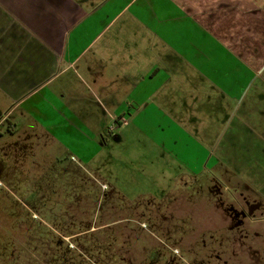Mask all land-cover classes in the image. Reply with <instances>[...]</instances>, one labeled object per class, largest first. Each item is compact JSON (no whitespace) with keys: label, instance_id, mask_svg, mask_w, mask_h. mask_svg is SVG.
<instances>
[{"label":"rangeland","instance_id":"374dc122","mask_svg":"<svg viewBox=\"0 0 264 264\" xmlns=\"http://www.w3.org/2000/svg\"><path fill=\"white\" fill-rule=\"evenodd\" d=\"M13 50L0 29V264H264V71L232 105L120 119L123 90L13 75Z\"/></svg>","mask_w":264,"mask_h":264},{"label":"crops","instance_id":"0c3cea01","mask_svg":"<svg viewBox=\"0 0 264 264\" xmlns=\"http://www.w3.org/2000/svg\"><path fill=\"white\" fill-rule=\"evenodd\" d=\"M0 29L13 75L32 65L49 83L70 73L102 95L123 90L120 119L232 105L264 71V0H0Z\"/></svg>","mask_w":264,"mask_h":264}]
</instances>
